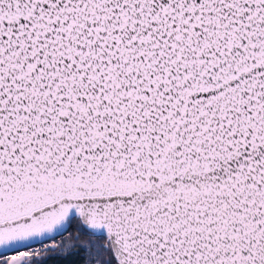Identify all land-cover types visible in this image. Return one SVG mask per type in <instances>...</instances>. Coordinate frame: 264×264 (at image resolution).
<instances>
[{
  "label": "snow or ice",
  "instance_id": "1",
  "mask_svg": "<svg viewBox=\"0 0 264 264\" xmlns=\"http://www.w3.org/2000/svg\"><path fill=\"white\" fill-rule=\"evenodd\" d=\"M0 264H264V0H0Z\"/></svg>",
  "mask_w": 264,
  "mask_h": 264
}]
</instances>
